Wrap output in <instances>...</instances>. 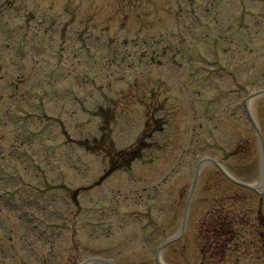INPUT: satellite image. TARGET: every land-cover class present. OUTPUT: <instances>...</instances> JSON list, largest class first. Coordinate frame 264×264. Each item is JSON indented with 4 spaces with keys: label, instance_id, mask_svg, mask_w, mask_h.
I'll return each instance as SVG.
<instances>
[{
    "label": "rangeland",
    "instance_id": "1",
    "mask_svg": "<svg viewBox=\"0 0 264 264\" xmlns=\"http://www.w3.org/2000/svg\"><path fill=\"white\" fill-rule=\"evenodd\" d=\"M145 1L138 9L134 0H0V254L25 244L21 261L156 263L191 199L186 232L165 251L171 264H264L253 251L205 263L200 223L230 186L209 164L191 192L202 158L260 180L244 103L264 89V0H232L225 15L228 0ZM16 4L30 7L35 33L11 15ZM9 30L21 36H2ZM205 41L222 53L209 58ZM154 93L171 98L162 108L169 127L154 119ZM252 107L264 134V96ZM126 151L140 158L129 163ZM234 189L264 211V196ZM257 237L251 229L240 248Z\"/></svg>",
    "mask_w": 264,
    "mask_h": 264
},
{
    "label": "bare ground",
    "instance_id": "2",
    "mask_svg": "<svg viewBox=\"0 0 264 264\" xmlns=\"http://www.w3.org/2000/svg\"><path fill=\"white\" fill-rule=\"evenodd\" d=\"M164 248H162L161 250L163 251ZM19 250H14L13 252H11L9 254V259H10V264H20V263H24V264H39L38 259L37 258H29V260H24L21 261L19 259V254H18ZM22 251H25L22 249ZM38 262V263H37ZM167 262H169L167 260V257H165V254H163L162 256H160L157 260L158 264H166Z\"/></svg>",
    "mask_w": 264,
    "mask_h": 264
},
{
    "label": "trees",
    "instance_id": "3",
    "mask_svg": "<svg viewBox=\"0 0 264 264\" xmlns=\"http://www.w3.org/2000/svg\"><path fill=\"white\" fill-rule=\"evenodd\" d=\"M263 244H264V241H263Z\"/></svg>",
    "mask_w": 264,
    "mask_h": 264
}]
</instances>
